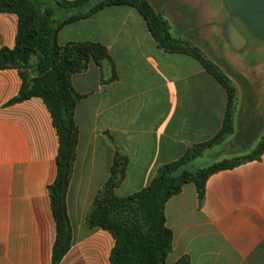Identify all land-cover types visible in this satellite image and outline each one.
I'll return each mask as SVG.
<instances>
[{"label":"crops","instance_id":"0c3cea01","mask_svg":"<svg viewBox=\"0 0 264 264\" xmlns=\"http://www.w3.org/2000/svg\"><path fill=\"white\" fill-rule=\"evenodd\" d=\"M176 21L179 39L190 41L194 26L181 10ZM17 26L15 14L0 13V50L13 49ZM56 42L100 45L107 55L70 77L82 99L74 113L78 140L65 195L71 246L59 264H110L111 234L90 229L85 219L114 158L127 160L114 195L140 191L160 167L220 132L227 95L198 61L159 49L144 19L128 6L72 22ZM20 86L16 69L0 70V264H51L56 230L48 187L56 177L58 138L41 99L8 105ZM234 88L232 135L250 140L252 150L264 137V114H255L264 100L255 105L254 92L242 98ZM164 215L172 232L165 264L182 258L189 264H264V151L257 160L209 176L201 201L193 184L184 185Z\"/></svg>","mask_w":264,"mask_h":264},{"label":"trees","instance_id":"16d2710c","mask_svg":"<svg viewBox=\"0 0 264 264\" xmlns=\"http://www.w3.org/2000/svg\"><path fill=\"white\" fill-rule=\"evenodd\" d=\"M111 6L135 9L146 22L159 49L198 61L225 90L227 108L223 127L216 136L190 147L179 160L160 167L145 188L124 198L116 197L114 190L123 180L127 160L114 158L110 176L85 219L90 229L99 228L111 234L114 245L109 254L110 264H165L172 248V232L165 225L164 215L168 200L178 195L184 185L193 184L201 201L209 176L257 160L264 151L263 139L253 153L241 159L222 160L196 171L181 170L231 135L235 89L212 62L200 57L190 41L170 34L168 22L148 0H0V13H12L18 18L13 49L0 50V70L16 69L21 79L19 93L8 105L31 98L41 99L58 138L56 177L48 187L56 230L51 264H59L71 246L65 195L78 140L74 113L82 97L74 92L70 77L83 72L91 61L100 63L107 59L106 51L100 45L67 44L60 47L56 35L64 26ZM176 264L189 263L182 258Z\"/></svg>","mask_w":264,"mask_h":264},{"label":"rangeland","instance_id":"374dc122","mask_svg":"<svg viewBox=\"0 0 264 264\" xmlns=\"http://www.w3.org/2000/svg\"><path fill=\"white\" fill-rule=\"evenodd\" d=\"M163 4H160V0L153 2V5L157 7L165 8L166 14L163 17L168 21L171 27V35L174 38H180L181 35L179 33L181 28L177 27L178 22L176 21L181 10L194 26L192 29L194 31L188 33V39L198 50L200 57L204 61L212 62L216 69L226 76L233 88L236 85L242 98L251 91L254 92L253 104L256 105L264 100V36L252 33L243 21L235 18L226 9L223 0H163ZM227 23L234 26L246 41L244 48L239 52L234 51L229 46L223 35V29ZM252 83L255 85H251ZM233 103L234 100L232 107ZM248 113L251 115L253 112ZM262 113L264 114V107L255 111L257 116ZM262 132L263 129L260 133ZM231 135L225 138L226 143L219 144L211 152H205L203 157L191 161L182 169L196 171L222 160L241 159L256 150V148L252 150L248 148L250 140H245V137L242 136L239 137L238 133ZM263 139L264 137L259 144ZM239 141L242 142L241 145L230 148V145Z\"/></svg>","mask_w":264,"mask_h":264},{"label":"water","instance_id":"95a60500","mask_svg":"<svg viewBox=\"0 0 264 264\" xmlns=\"http://www.w3.org/2000/svg\"><path fill=\"white\" fill-rule=\"evenodd\" d=\"M226 9L242 20L252 33L264 36V0H223ZM229 46L236 52L246 44L241 33L231 24H225L223 29Z\"/></svg>","mask_w":264,"mask_h":264},{"label":"flooded vegetation","instance_id":"af4514ba","mask_svg":"<svg viewBox=\"0 0 264 264\" xmlns=\"http://www.w3.org/2000/svg\"><path fill=\"white\" fill-rule=\"evenodd\" d=\"M233 15V14H232ZM234 16V15H233ZM236 18V16H234ZM239 19V18H238ZM240 20V19H239ZM242 21V20H241Z\"/></svg>","mask_w":264,"mask_h":264}]
</instances>
